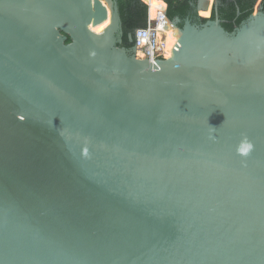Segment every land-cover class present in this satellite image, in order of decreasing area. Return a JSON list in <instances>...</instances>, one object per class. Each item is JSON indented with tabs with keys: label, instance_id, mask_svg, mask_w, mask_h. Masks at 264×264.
<instances>
[{
	"label": "water",
	"instance_id": "obj_1",
	"mask_svg": "<svg viewBox=\"0 0 264 264\" xmlns=\"http://www.w3.org/2000/svg\"><path fill=\"white\" fill-rule=\"evenodd\" d=\"M179 29L151 63L117 0H0V264H264V10Z\"/></svg>",
	"mask_w": 264,
	"mask_h": 264
},
{
	"label": "trees",
	"instance_id": "obj_2",
	"mask_svg": "<svg viewBox=\"0 0 264 264\" xmlns=\"http://www.w3.org/2000/svg\"><path fill=\"white\" fill-rule=\"evenodd\" d=\"M117 1L123 25V35L119 46L132 49L134 42L131 35L136 29L147 26L148 6L145 3L150 7H155L150 8L152 17H156L159 11L164 12L166 4L162 0H157L153 4L149 0H144L145 3L142 0ZM166 2L168 4L167 17L171 23L179 19V28L184 26L187 19L200 25L209 20H218L230 33L252 14L264 10V0H218L217 5L214 4V0H208L209 3H200V11L198 9L199 0H166ZM201 11L205 14L201 15ZM70 42L71 39L68 38L66 43Z\"/></svg>",
	"mask_w": 264,
	"mask_h": 264
},
{
	"label": "built area",
	"instance_id": "obj_3",
	"mask_svg": "<svg viewBox=\"0 0 264 264\" xmlns=\"http://www.w3.org/2000/svg\"><path fill=\"white\" fill-rule=\"evenodd\" d=\"M166 4L165 11H159L156 18H152L150 15V5L148 6V19L147 26L136 29L131 35L132 41L136 48L137 56L139 58L149 60L154 63L156 60L161 61L167 59L165 56L163 34L166 26L167 9L168 4L165 0H162ZM184 1V0H178ZM170 21V20H169Z\"/></svg>",
	"mask_w": 264,
	"mask_h": 264
},
{
	"label": "bare ground",
	"instance_id": "obj_4",
	"mask_svg": "<svg viewBox=\"0 0 264 264\" xmlns=\"http://www.w3.org/2000/svg\"><path fill=\"white\" fill-rule=\"evenodd\" d=\"M156 1L157 0H149V2L151 4L155 3ZM153 8H155V7H153ZM158 14H159V12L157 13L156 17L158 16ZM150 15H151V13H150ZM151 17H152V15H151ZM156 17H152V18H156ZM182 36H183L182 31L175 24L171 23V21H169V19H167L166 26L164 29V34L162 36L163 37V43H164L165 56L167 58L172 56L173 51L175 49V46L178 43V41L182 38ZM171 51H172V53H171ZM139 57H141V56H139Z\"/></svg>",
	"mask_w": 264,
	"mask_h": 264
},
{
	"label": "rangeland",
	"instance_id": "obj_5",
	"mask_svg": "<svg viewBox=\"0 0 264 264\" xmlns=\"http://www.w3.org/2000/svg\"><path fill=\"white\" fill-rule=\"evenodd\" d=\"M165 1H166V0H165ZM142 2L145 3L143 0H142ZM145 4L147 5V3H145ZM214 4L217 5V4H218V0H214ZM214 4H213V5H214ZM151 8H153V7H151ZM210 13H211V12H210ZM200 14L202 15V14H205V13H204L203 11H201ZM209 16H210V15H209ZM169 49H170V48H169ZM169 53H170V52H169ZM171 53H172V51H171Z\"/></svg>",
	"mask_w": 264,
	"mask_h": 264
}]
</instances>
